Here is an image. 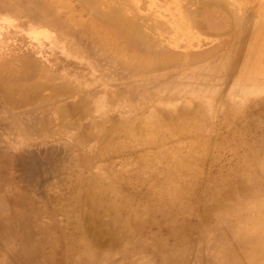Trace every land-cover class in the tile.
Instances as JSON below:
<instances>
[{"label": "bare ground", "instance_id": "6f19581e", "mask_svg": "<svg viewBox=\"0 0 264 264\" xmlns=\"http://www.w3.org/2000/svg\"><path fill=\"white\" fill-rule=\"evenodd\" d=\"M56 1L0 0V44L9 41L12 45L19 38L32 47L43 48L35 55L28 54L30 58L17 56L22 62L20 68L13 69L8 66L13 45L0 46V94L13 111L19 105L28 107V102L49 105L50 101L54 111L58 110L56 99L65 98L66 110L76 126V145L84 149L85 158L100 157L112 168L120 165L106 171L110 177L102 184L104 193L96 194V190L91 194L97 188L88 183L86 194L81 192L73 201L83 209L76 217L77 226L73 224L77 235L82 236L77 247L60 254L55 243L44 240L40 246L46 255L44 264H59L57 257L65 264H187L190 250H195L191 264H264V178L257 179L258 174L252 173L255 169L238 178L224 175L200 190L194 183L180 182L189 169L183 165L188 155L180 153L181 147L202 136L208 116L222 108L229 112L226 119L250 106L246 98L251 93H264V5L257 2L254 8L243 6V11V7L230 6L225 0L183 2L187 22L181 25L182 34L203 32L214 36L215 43L201 51L188 49L189 43L184 51L174 52L168 42L151 41L141 35L118 9H110L102 14L104 17L95 15L97 5L109 0H81L94 14L87 23L64 20L85 41L86 49H82L72 41V33L59 25ZM9 27L12 36L10 30L6 31ZM93 40L99 43L109 66L116 69L115 75L126 84L118 92L109 87L106 73L91 56L97 44ZM64 58L73 59L61 63ZM35 69L38 76L34 83H10L11 78L23 80ZM138 73L145 76L140 83L132 80ZM234 75L237 80L232 82ZM180 78L201 83L202 87L183 84ZM230 80L231 87L220 95L217 87ZM151 82L171 85L146 96L138 92ZM130 93L146 100L125 95ZM259 101L264 102V96ZM223 142L208 140L203 148L217 149ZM252 145L264 155V133ZM125 150L128 152L121 154ZM12 154L8 145L0 151V176L9 173ZM199 155L198 159L205 157L202 151ZM0 189L9 198L0 196V212L8 209L0 213V242L7 255L3 264H36L31 250L23 245L24 233L20 237L17 234L29 223L25 198L9 180H0ZM214 208L215 217L208 226L193 230L199 234L196 240L180 235L187 229L184 222L178 220L168 226L180 216L200 221ZM163 235L171 239V244ZM11 240L18 242L16 248L8 247ZM48 243L50 257L45 249ZM117 248H128L129 254L116 257ZM105 249L113 252H101ZM13 255L20 260L12 262ZM151 256H155V262Z\"/></svg>", "mask_w": 264, "mask_h": 264}, {"label": "rangeland", "instance_id": "374dc122", "mask_svg": "<svg viewBox=\"0 0 264 264\" xmlns=\"http://www.w3.org/2000/svg\"><path fill=\"white\" fill-rule=\"evenodd\" d=\"M90 1L94 2V0ZM185 1L189 0H109L107 4L97 5L95 15L104 17L102 14H106L110 9H118L121 11L125 21L133 24L141 35L148 36L151 41L159 39L158 41L168 42L169 48L174 50V52L184 51L186 44L189 45V43L190 47L187 48L192 51L204 50L215 43L214 36L203 32L201 35V32H195L194 30L186 35H183L181 32L183 30L181 28L183 26L181 25L187 22L182 7L185 6L183 3ZM225 1L230 6H244L246 9L254 8L258 4L257 2L264 5V0ZM244 7L242 8L243 11L245 10ZM242 10L239 12L240 15L243 12ZM54 11L59 17V25L72 33V35L70 34L72 37H70L71 39L73 38L72 41H74L75 45L86 49L85 44H83L85 43L83 38L77 37L72 32H78V30L73 28V26L69 28L64 20L69 18L74 22V19L77 21L79 19V21L87 23V20L89 19V22L91 16L94 15L93 12L85 7L81 0H57L54 5ZM20 17H24V15L20 14ZM44 18H49V16H45ZM9 30L11 35L12 27H9L6 31ZM18 36L16 35V37ZM17 39L12 42L14 49L10 53L11 64H8L13 69L20 68L22 62L21 59H17V56L30 58L29 55H35L37 50L43 49L32 47L29 44H25L19 38ZM85 40L91 42V40ZM93 43L97 44H94L95 47L93 46L91 56L99 62L100 68L106 73L109 79V87L118 92L119 89L125 87L124 80L115 75L114 70L116 69L114 66L110 67L109 62L102 56L103 51L99 47V43L95 40H93ZM5 45L8 48L12 46L9 41L6 44H0L2 47ZM22 45L24 46L21 47ZM43 47L45 48L46 46ZM60 51L58 50L57 53L61 54ZM70 51H72L71 48ZM41 54L43 55L44 53L41 51ZM72 59L64 58L61 63H65V61L71 63ZM37 76L38 71L35 69L33 74L25 76L23 80L11 78L10 83L15 82L17 85L20 82H24L25 86L30 85L36 81ZM134 76L135 78L132 80H136L138 83L145 80L143 79L145 77L143 74L138 73ZM231 80L232 82L237 80V75L232 76ZM231 80L225 84L226 86L220 85L217 87L216 90L220 95L225 94L224 92L231 87ZM178 81H183V84L202 87L201 83H194V81L188 78H180ZM168 85L171 84L151 82L146 88L142 91L138 90V92L146 96V94L149 95L151 92L160 91V89H157L165 88ZM126 88L129 87L127 86ZM125 95L134 100H146L145 98L131 95V93ZM262 96H264V93L256 95L255 93H251L246 98L250 106L245 107L240 112L226 119L224 117L229 112L224 111L222 108H219L208 116L209 122L204 128L205 130L201 132L202 136H195L197 137L195 142L190 145L183 144L181 147L180 153L188 155L185 161H183V165L189 169L183 172L184 175H182L180 182L194 183L197 189L199 188L198 190H200L204 185L210 183V181H218L224 175L238 178L242 177L244 172L253 169L255 170L252 173L258 174L255 176L257 179L264 178V155H259L252 145L258 138L262 139V133H264V102L259 101ZM56 100L55 107L58 110H52L50 101L49 105H31L28 102V107H21L19 105L13 111L5 97L0 94V151H5L7 145L13 151L12 159L9 161V173H6L5 176H0V180L1 182L9 180L14 183L25 198L23 203L26 214H28L27 211L29 210V223L28 225L24 224L20 233L17 234L20 237L24 233L25 243L23 245L25 248L31 250L30 255L36 258V264L45 263L44 258L46 255L40 251V246L43 245L44 240L55 243V248L57 247V251L60 254L77 247L76 243L82 236L77 235L78 229L75 221L83 209L81 210L79 206H75L76 204L73 201L80 197L81 192H85V187L88 186V183H94L95 188H97L91 194L96 190V194L104 193L106 189L104 188L101 191L102 184L110 177V173L106 171L110 170V168L115 170L120 165V163H117L112 168L109 162L102 161L100 157L85 158L86 152L84 149L78 148L76 145V126L66 110V99L60 98ZM234 103L237 104L238 101H234ZM14 139L16 140V144H13L15 142ZM208 140L217 144L224 141L223 146L217 149H214L213 146L204 149L203 146ZM230 141L233 142L231 143ZM200 151L205 154V157L202 159H198ZM127 152L125 150L121 154ZM97 171L99 172V176L95 175ZM137 184L142 185L140 182H137ZM81 188L84 190H81ZM88 195L89 193L85 196L88 198ZM0 196L9 200L2 192V189H0ZM6 208H8V205ZM7 210L0 213L5 214ZM214 210L215 208L211 211L209 210L200 221L196 217L180 216L172 219L168 226L172 227L171 225L176 223V221H182V223L187 224V229L180 235L184 238H194L196 240L199 234L194 232L195 229L198 228L197 230H199L208 226V223L215 217ZM17 219L22 221L21 217ZM73 224L76 226H73ZM27 227L30 229V235H28ZM152 230L156 231L157 227H153ZM159 231L163 233L164 229H159ZM163 238L171 244V239L166 235H163ZM11 241L8 247L16 248L18 242L13 243V240ZM132 241V239L129 240V242ZM47 247L45 248L48 251L47 257H50L52 250L49 248V243ZM5 248L2 242H0V264L7 262ZM127 250L128 248H117L115 252L116 257L128 255ZM101 252L111 254L113 251L105 249ZM187 254H189L187 264H191L194 260L195 250H190ZM13 256L12 262L20 260L18 256ZM151 257L153 262H155V256ZM57 258V263L65 264L61 262L63 261L62 258ZM71 261L70 255L69 262L71 263Z\"/></svg>", "mask_w": 264, "mask_h": 264}]
</instances>
